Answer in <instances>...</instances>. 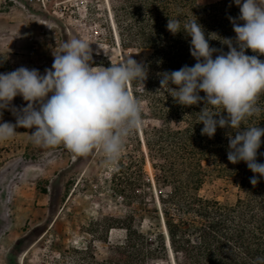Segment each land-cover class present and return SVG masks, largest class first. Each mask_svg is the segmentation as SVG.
Instances as JSON below:
<instances>
[{
	"label": "trees",
	"instance_id": "obj_1",
	"mask_svg": "<svg viewBox=\"0 0 264 264\" xmlns=\"http://www.w3.org/2000/svg\"><path fill=\"white\" fill-rule=\"evenodd\" d=\"M109 6L118 47L124 52L146 53L147 79L143 83L134 80L128 88L141 105V135L154 183L145 181L142 167L120 166L112 182L123 199L140 204L139 225L134 226L133 215L124 221L101 219L98 222L107 229L105 255L98 258L93 245L73 247L59 251L56 264H264V177L254 174L243 161H228V135H235L230 127H217L212 138L201 135L203 124L198 117L203 102L183 106L160 86V74L196 63L190 54L191 37L184 31L175 35L168 31L169 18L178 19L181 29L184 23L197 19L210 46L227 53L224 40L230 39L236 46L229 17H238L239 7L234 0H109ZM218 54L214 53L213 59ZM245 54L264 61V55L251 49ZM256 106L259 112L242 127H264V93ZM6 111L0 110V116ZM261 154L264 137L257 153V162L264 164ZM211 172L236 182L234 203L223 204L200 195ZM253 176L259 180L256 186L250 183ZM146 189L153 192L152 209L147 207ZM146 219L155 223L158 231L143 232ZM116 228L125 230V236L111 242L109 230Z\"/></svg>",
	"mask_w": 264,
	"mask_h": 264
},
{
	"label": "rangeland",
	"instance_id": "obj_2",
	"mask_svg": "<svg viewBox=\"0 0 264 264\" xmlns=\"http://www.w3.org/2000/svg\"><path fill=\"white\" fill-rule=\"evenodd\" d=\"M110 14L109 0H0V73L23 66L43 75L51 69L54 54L72 38L90 43L92 66L109 67L129 56L144 64L145 52L118 47ZM26 106L17 95L0 123L15 124L11 109ZM141 128L126 139L115 163H109L100 149L77 156L63 145H37L30 135L33 130L22 127L16 128L13 138L0 142V264H56L59 251L87 245H93L101 258L107 229L98 221H124L133 215L134 226L139 225L140 204L123 199L112 178L122 165L135 170L140 166L145 181L154 183ZM146 192L147 207L152 209L153 192ZM236 192L233 179L211 172L200 195L232 204ZM155 226L146 219L141 230L152 234L158 231ZM124 236L123 229L109 230L111 242Z\"/></svg>",
	"mask_w": 264,
	"mask_h": 264
},
{
	"label": "clouds",
	"instance_id": "obj_3",
	"mask_svg": "<svg viewBox=\"0 0 264 264\" xmlns=\"http://www.w3.org/2000/svg\"><path fill=\"white\" fill-rule=\"evenodd\" d=\"M234 3L240 14L229 20L236 46L232 40H224L227 53L210 46L197 19L181 29L178 19L169 18L168 31L173 35L184 31L191 37L190 54L196 63L160 74V86L183 106L203 102L198 117L203 124L201 135L212 138L217 127H230L235 135H228V161H243L254 174L264 177V164L257 162L264 127H242L259 112L257 100L264 93V61L245 54L251 49L264 55V0ZM216 52L219 54L213 59ZM91 61L90 43L72 38L62 45L60 54H54L51 69H45L43 75L23 66L0 73V110L7 109L17 95L27 102L26 107L11 109L15 124L0 123V142L13 138L16 128L22 127L33 130L30 135L37 145H63L77 156L100 149L109 163H115L126 139L142 126L140 102L128 86L134 80L143 83L147 69L132 56L109 67L92 66ZM258 182L256 176L250 178L253 186Z\"/></svg>",
	"mask_w": 264,
	"mask_h": 264
},
{
	"label": "bare ground",
	"instance_id": "obj_4",
	"mask_svg": "<svg viewBox=\"0 0 264 264\" xmlns=\"http://www.w3.org/2000/svg\"><path fill=\"white\" fill-rule=\"evenodd\" d=\"M148 168L151 169V165L149 162H147ZM151 172V171H150Z\"/></svg>",
	"mask_w": 264,
	"mask_h": 264
}]
</instances>
